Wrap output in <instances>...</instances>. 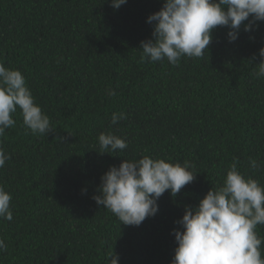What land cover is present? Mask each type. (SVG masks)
<instances>
[{
  "label": "trees",
  "instance_id": "obj_1",
  "mask_svg": "<svg viewBox=\"0 0 264 264\" xmlns=\"http://www.w3.org/2000/svg\"><path fill=\"white\" fill-rule=\"evenodd\" d=\"M163 2L0 0V62L21 71L54 129L33 134L17 108L0 137L11 156L0 185L13 212L0 219V264H109L112 252L118 264H171L175 222L221 186L234 158L264 184V163L249 167L264 162V78L256 76L264 22L241 26L232 43L217 27L204 56L178 65L141 61L153 31L147 17ZM114 112L127 119L112 125ZM109 132L127 149L100 154L98 137ZM144 155L187 162L196 177L175 197L166 191L155 216L126 226L92 197L111 166ZM256 231L264 237V225Z\"/></svg>",
  "mask_w": 264,
  "mask_h": 264
},
{
  "label": "clouds",
  "instance_id": "obj_2",
  "mask_svg": "<svg viewBox=\"0 0 264 264\" xmlns=\"http://www.w3.org/2000/svg\"><path fill=\"white\" fill-rule=\"evenodd\" d=\"M126 3L127 0H111L110 6L119 9ZM258 21L264 22V0H164L162 8L147 17L153 31L150 39L141 41V61L167 60L178 65L185 56L200 58L207 52L217 27L229 29L227 39L232 43L238 39L241 26L248 32ZM258 54L261 62L256 76L264 78V47ZM107 94L116 93L109 89ZM17 108L33 134L54 131L21 71L0 62V137L15 125L13 114ZM124 119L126 113L114 112L110 122L116 125ZM98 143L100 154L123 152L128 147L126 138L111 132L101 133ZM10 159L0 146V168ZM262 163L250 159L249 167L259 170ZM190 169L187 162L172 163L147 155L125 158L100 177L98 194L92 199L123 225L139 226L157 214L158 200L166 191L175 197L194 181L196 173ZM11 200V194L0 185V219L13 220ZM175 223L182 230L174 229L172 233L177 246L171 264H264V237L256 231L258 225H264V184L241 173L235 158L221 186L212 187L195 208L185 206L182 218ZM6 250L4 239H0V251ZM108 259L109 264H118L119 257L114 252Z\"/></svg>",
  "mask_w": 264,
  "mask_h": 264
}]
</instances>
